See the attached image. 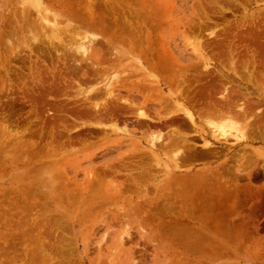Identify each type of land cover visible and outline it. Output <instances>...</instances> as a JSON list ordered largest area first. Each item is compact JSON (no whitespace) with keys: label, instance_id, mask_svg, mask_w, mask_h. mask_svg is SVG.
<instances>
[{"label":"rangeland","instance_id":"1","mask_svg":"<svg viewBox=\"0 0 264 264\" xmlns=\"http://www.w3.org/2000/svg\"><path fill=\"white\" fill-rule=\"evenodd\" d=\"M74 1H78L76 3L80 5L83 3L81 6L86 3L83 2L84 0ZM88 1L92 2L93 6L96 4L94 9L98 8L97 6L103 1L105 5L102 4L99 6V10L93 9L95 14L98 15L100 13L99 16H104V18L103 16L100 17L102 19L108 17L111 19L113 16L114 20L118 17V20L124 17H126V20L130 17L131 20V15H135L134 19L132 17V20H134V25L136 27L138 26L137 29L139 28V30H142L144 36L148 33L147 37L151 40L154 39L153 42L155 46L160 44L163 48H168L172 53L174 52L173 54L175 57H177L180 63L188 69V78H192L195 71H202L203 64L210 61L212 64H210L212 66V71H215L214 76H212L213 78L215 76L217 77L219 73L223 74L229 79V83H231L230 86H234L233 88L238 87V91L240 90L244 95H249L252 100H255L257 97V90L251 85L248 86L247 83L243 81L245 71H242L240 64H238L241 62L238 55H235V53L234 55L235 57L237 56V58L235 59V57H233V60H229L230 57L227 58L229 51L227 46H221L220 48L223 47V50L220 48L217 50L216 47L214 49L205 47V44L211 42V37L208 38V34L213 31L218 33V30H233L240 23L247 25L248 21L252 18H258V21H264V0H227L224 2L223 0ZM230 1L233 2L231 3ZM63 3L64 0H0V98L7 96L5 93L6 85L3 87V82L9 75H11L10 78H15V71H13L17 68H15V65L21 67L24 64L21 68L23 71L27 72L25 66L31 65L33 62L40 63V60L43 59L44 64L49 68H47L48 72L42 71L45 73L43 75L41 74V77L49 78L50 76H55L54 78H56L59 75L61 78L63 76L62 79H64L67 88V95L63 92V86L61 90L65 95L62 94L63 98L62 96L61 98L58 97L60 101L54 99L53 96H56L54 93L48 98L50 104H53L54 101L59 103L61 99H63V103H59L61 105V112H63L62 114H64L65 106H67L66 108H71L78 105L77 103L80 104V96L86 95L87 90L93 91L95 87H101L102 89L105 86H111L116 79L119 81L121 80V82L127 81V83H132L143 77L142 73H135L132 76H128V74H131V70L136 66L137 57L128 54L127 43L119 41L107 42L101 37L99 30L98 32L97 30H95L96 32H90V35L88 33L91 39L94 36L96 37V39H94L95 37L93 38V40L96 41H92L93 44L82 39L77 40V38L74 41L71 38L75 37H71L68 33H64V26H70L69 24L73 25V23L68 16L69 10L67 7L60 5ZM208 16L209 19H207ZM200 22H205L204 25L207 24V28H205L204 25L202 26L203 31L201 29V32L195 28L198 25L197 23ZM193 24L197 25L194 26ZM76 28H74L76 30H70L71 32H69L72 34L77 30L81 32L79 29H82L83 26ZM83 30L84 29H82V31ZM85 31L87 32L86 28L84 32ZM54 36L62 37L64 44L67 46L70 43V45H77L79 49L83 44L82 47H86L85 51L87 50L88 52H86L85 55L82 54V50L81 53L74 51L70 53L71 56L74 54L76 56H73V59L72 57L68 59L73 62L71 63L70 61L69 64L73 66L76 64V66H78L77 64L79 63V66H84L87 64V59H84L85 56L89 55L88 58L91 57L92 62L95 61V59L98 61L97 56H99L101 59L99 67L105 69L104 74L96 76L93 79L90 77L87 80V78L85 79L81 74H78V71H75V73L73 72L75 66L71 67V65L69 66L71 68L68 69V65L66 66V64L69 61L67 60L64 62L63 47L62 45L61 47L59 46V42H56L57 37L55 38ZM88 39L91 41L89 37ZM199 40L200 42H198ZM94 43L96 45H94ZM52 45L58 49L56 52L51 51L53 48ZM33 46L35 48L37 47L36 49L41 55H39L40 60H36V58H34L35 56L31 55L30 60L27 61L28 50ZM101 46L107 48L104 47V49L101 48ZM46 47H48V49L51 48V50H46ZM226 48H228V50ZM225 49L226 51H224ZM57 51H59V54ZM61 51L63 53H61ZM55 53L57 54L56 57ZM213 53L215 57L212 55ZM221 54L228 59H226L227 62H225V57H222ZM60 56H62L63 59H60ZM216 56L222 59H218ZM31 57L33 58L31 59ZM18 58L23 59L21 61L22 63ZM55 58L56 61L54 60ZM24 59L26 64L24 63ZM213 60L219 62L216 63ZM263 60L258 58V60L256 59L254 62L258 61V63L264 65V62H262ZM235 63L237 66L239 65L238 67L240 68L238 69L242 72L236 70L237 67ZM258 63H255L258 67H256L257 70L254 68L257 72L260 71L261 66H263L262 64L261 66L258 65ZM143 64L146 65L145 60H143ZM226 65H228V67H226ZM191 67L196 68V70ZM50 68L54 70H50ZM249 68L251 67L249 66ZM65 69L69 74L64 73V71H66ZM70 70H72V72H70ZM263 70L264 68L261 69L262 72ZM240 72L242 75L244 72V77ZM257 74L258 73H254L256 77ZM67 79L69 80L66 81ZM112 79L115 80L111 83L110 81ZM260 79L261 78H258L260 81L258 85L263 81ZM55 82L59 83L57 79ZM66 82H68V84ZM117 82H115L114 85H116ZM25 83L29 85L30 79L26 78ZM262 85L263 83L261 86ZM20 86L21 85H19V87ZM76 87L78 88L77 90ZM151 90V87H149V90L145 92L149 93ZM222 91L216 94V97H219ZM68 92H70L69 94L73 98H69ZM168 94L174 97V89L162 86L161 92L153 91L149 93V95L146 94L148 98L145 97L147 99L145 104L142 95L136 92H133V96L129 98H132L135 104H139V108H145L148 114L153 115L154 111L159 109L158 97L160 99ZM64 96L68 97H65V99ZM70 101L72 104L69 103ZM201 106H203V104ZM50 107L51 106L48 107L46 105L44 108L45 112L46 110L51 111L52 109L50 110ZM28 109V106L23 107L21 115H26L23 112ZM61 117H64V115H61L60 118ZM69 117L71 118L72 116L69 115ZM128 119L133 120V116H129ZM63 121L64 119L62 122ZM58 124L64 125V122L63 124ZM1 126L2 123L0 119V264H32L31 262H33V264H264V142L261 140L248 141L244 139L242 136L243 131L239 130L240 128H235L238 127L236 124L233 126L228 125L229 127L227 128L224 126V128H222L224 130L219 128V130H222V132H220V142L224 144L226 151L229 149V153H227L228 151L226 152L228 155H226V158H221L211 164L197 162L192 166L182 167V171L174 172L178 177L179 175L180 177L192 175L195 172L204 171V169H213L222 160H230L231 156H233L234 159H238L236 156L244 154L243 156L245 159L242 160V163H244L243 171L239 170L240 172L238 171L237 173L235 172L237 169H235L233 173L236 179L229 177L230 175L228 179L231 182L219 178L223 181L221 183L219 180L220 185L224 189H227L229 186L239 187V194H235L236 199H227L223 205H213L209 211L210 215H212L209 216L208 222L201 224V226H198V224L194 226L193 229H190L185 222H182L183 226H181L182 224L179 225L175 221L177 218L175 213H172L173 215L166 213L168 217L166 215L164 217L160 216H163V212H166L168 207L170 208L171 205H173L172 202L175 206L179 201L180 204L182 203L181 199H178V196H180L179 198H181V196L184 197L185 193L187 196L190 190L193 194L205 193L207 189L203 186L189 189L181 185L180 189L179 185L176 186L177 184H175V187H173L174 185H171L172 187L165 186L166 184H164V182H166V176H162L161 174V176L157 178L158 180L151 184L142 182L143 186L141 188L134 189L132 186L127 190L124 188L127 192H124L123 189L107 190L105 188H100L97 190L98 196L97 191L94 195L93 191H90V193H83L82 195L76 193L79 192L80 189L75 185V181L82 187L84 185L83 183L90 180V175L92 173L90 167H99L102 164L106 165L118 161L121 157L125 158V156H127L126 152H129L127 151L129 144L130 146L132 145L130 138L125 137L123 139L125 143H123V148L118 152L119 154L115 153V150L110 151L108 154L105 146L100 145L97 147L96 145L93 149L87 151L81 149L82 152L80 150L77 154L72 153L71 157H69V161H64V154L57 157L55 155L54 158L53 155H51L52 158L47 155L33 157L29 153L26 145H22L21 143L20 147L25 149L22 150L20 147L17 148L14 137L10 138V135L4 133V131V136H2ZM80 131H84V129L77 132ZM221 134L224 135L221 136ZM134 135L135 137H141V131L134 130ZM223 136L224 138H222ZM9 138L10 140H8ZM116 138H118V136H111V140ZM196 138L197 137L193 139L196 145L200 146L205 142H209L212 144V148L217 149L220 146L218 143L211 140L210 137H207L206 140ZM143 146H146L144 141ZM1 147H3V150ZM23 159L27 162H23ZM134 159L135 158H133V161H135V163H139V158L137 159L136 157V159ZM232 159L230 161L227 160L226 164L231 166L237 165L238 162H232ZM246 159L250 160L249 163L252 162V164H250L251 167L246 164ZM50 162H52V164L54 162V164L50 166L48 164ZM128 162L130 161H127V163ZM46 164L50 167L46 166L45 169L47 170L43 168ZM64 166L66 167L67 176L63 175ZM131 166H134V168L136 167L135 165ZM72 171L76 172V175H74ZM251 172L254 173L251 174ZM135 173L137 174L135 170L127 172L124 170L117 175L115 174L114 180H126L130 174L136 176L134 175ZM153 173L156 172L153 171ZM117 176L118 179L121 177L122 179L117 180ZM65 178L66 181H64ZM48 179L50 182L47 181ZM69 184L74 186L68 187ZM139 184H141V182ZM32 191L34 192L31 193ZM36 191H39V194L35 193ZM214 192L215 191H212V193ZM5 195L7 197H5ZM172 196L175 197L173 198ZM17 197H20L21 200ZM97 197L98 200L96 201L95 199ZM185 198L187 197H184V199ZM12 199H14L13 202ZM206 200L207 201H204L205 203L203 202L204 204H208V206L212 205L211 200ZM164 203L167 205H164ZM158 204H160V206ZM180 204H178L179 207L184 205ZM178 205L176 206L177 208ZM161 207L163 212L162 210L160 211ZM141 209L143 210L141 211ZM152 209L157 210L154 212ZM218 209L220 210L218 211ZM159 211L163 214L159 213ZM211 211L213 212L211 213ZM200 214L201 213L198 212L195 216L197 217V215L199 216ZM199 227H202L204 231H201ZM122 242H124V244H122ZM12 244L14 245L12 246ZM30 245H33V247ZM9 249L11 250L9 251ZM32 249L34 250L32 251ZM33 252L35 254L39 252V255H35V257L39 256L40 259H43L42 262H40L41 260L39 258L34 257ZM30 253L31 256H29ZM40 255L44 257L41 258ZM21 256L22 258H20ZM35 260L39 261L35 262Z\"/></svg>","mask_w":264,"mask_h":264},{"label":"bare ground","instance_id":"2","mask_svg":"<svg viewBox=\"0 0 264 264\" xmlns=\"http://www.w3.org/2000/svg\"><path fill=\"white\" fill-rule=\"evenodd\" d=\"M224 1H227V0H223V2ZM76 2L74 0H64V3L60 4L61 6L64 5L67 7V9L69 10L68 16L70 17V21L73 23V25L69 24L70 26H66V27L64 26L65 28L64 33H68L71 37H75V38L70 37L74 41L77 38V40L82 39L84 41H88L92 43V41H95L93 40L95 36L93 35L94 37L91 39V37L89 36L90 32H94L95 30H97L98 32L99 30L101 37H103V39L107 42L108 41H119V42L127 43L126 46H128V51H127L128 54L137 57L136 66L134 67L133 70H131L132 72L131 74H128V76L129 75L132 76L135 73H142L143 77L141 79H137V81L136 80L133 81L132 83H127V81L121 82V80L119 81L116 79L117 81H119L117 82L115 79H112L110 81L111 83L113 80L117 82L116 85H114L115 82L114 84L112 83V85L114 86L109 85V86L103 87L102 89L101 87L100 88L95 87L93 91L87 90L86 95L80 96L81 97V99H79L80 104L75 102L78 105H75L74 107H71V108H66L67 106H65L64 114H62L63 112H61L62 110H61L60 104L63 103L62 102L63 99H61L62 103L59 102L60 104L55 101L53 104H50L48 102V98L51 97V94L54 93L56 94V96L55 95L53 96L54 99L56 101H60L59 98H61L62 94L67 93L66 92L67 88L65 86L64 79H62L63 76L60 75L62 76L61 78L59 77V75L56 78H54L55 76H50L49 78L41 77V74L43 75L46 71L48 72L47 68L49 67H47V65L44 64V61H43L44 59L40 60L41 55L36 49L37 47L35 48L33 46L32 48H29L28 58L26 60L27 61L30 60V56L34 55L35 56L34 58H36V60H40V63L33 62L31 64L32 66L31 65L25 66V70H27V72L23 71V69L21 68L24 66V64L21 67L15 65V68L17 67L16 69L13 70L15 71L14 72L15 78L14 79L10 78L11 75H9L5 78L3 82V87L6 85L5 86L6 92L5 91L4 92L7 94V96H4V98H0L1 99L0 100V113H1L0 119L2 123V126H1L2 134L1 135L4 136V133H6L10 135V138L14 137L17 148L20 147L21 143L22 145L23 144L26 145V147H28L29 153L33 157H37L41 155L42 156L47 155L51 157V155H53V158H54L55 155L57 157V156H62L64 154V161L65 160L69 161V157H71L72 153L77 154L78 151L80 152L81 149L87 151V150L93 149V147H95L96 145L97 147L100 145L105 146L106 150L108 151V154L112 150H115V153H118L123 148V143H125L123 139L125 137H128L131 139L132 145L130 146L129 144V148L127 150L129 152H126L127 156H125V158L121 157L118 159V161H114L106 165L102 164L99 167H94V166L90 167L92 169V173L90 175L91 179L83 183L84 185L82 187L75 181V185H77L78 188L80 189L79 192H76V193L79 195L80 194L82 195L83 193H86V192L90 193V191H93L94 192L93 195H94L95 192L100 188H105L107 190H110V189H117V190L123 189L124 190L125 188V190H127L129 189V187L132 186L134 189H138L139 187L141 188L143 186L142 182L151 184L157 181L158 180L157 178L161 176L162 174V176L164 175L166 176V182H164V184H166L165 186L174 185L173 187H175V184H177L176 186L181 185L187 189L198 188L199 186H203L207 189V191L201 194L199 193L193 194L191 190H190L191 192L190 194V192L187 191L189 192V194H187L186 196V193H185L184 195V197H187V198L184 199V197L182 196L181 198H179L180 196H178V199H181V202H182L181 204H180V201L176 198L179 201L178 204L180 205L184 204L181 206L182 208L179 207L178 204H176V206L178 205V208H177L175 204L172 202L173 205H171L170 208L167 206L168 210H166V212L165 211L163 212V209H162L163 206H162L160 211L162 210L164 215L160 217H164L165 215L167 216L166 213H169L171 215H173L172 213H175L177 215V218L175 221L179 225L182 224V222L183 223L185 222L186 224H188L190 229H193V227L197 226L198 224H199L198 226H201V224L208 222L210 218L209 216L212 215V214L210 215L209 211H210V208L213 207V205L215 206L223 205V203L227 199H236L235 194L237 193L239 194V190H240L239 187L236 188L233 186L232 187L229 186L227 187V189H224L220 185V182L222 183L223 179L224 181H227V180L229 181L228 179L229 177L236 179L235 178L236 176L233 175V173L235 169H237V171H235L237 173L239 170L241 171L243 169L244 163H242V160L245 159V157L243 156L244 154H241L240 156L239 155L236 156L237 154L234 155L238 157V159H234L233 156L230 157V160L233 157L232 162L233 161L238 162L237 165L236 164L232 166L229 164L227 165L226 162L227 160H229L227 159L226 161L222 160L221 162H219L218 165H216V167L213 169L205 170L203 168L204 171L195 172L192 175H186V176L184 175L183 177H180L179 175L178 177L174 174V172L180 171L182 167L184 166H192L197 162H200L203 164H211L212 162H216V160H220L221 158H226V155H227L226 152L229 149H227L226 151L224 144L220 142L221 141L220 132L224 130L222 129L224 128V126L227 128L229 127L228 125L233 126L236 124L238 127H235V126L234 127L238 129L240 128L239 130L243 131L242 136L244 137V139L248 141L249 140L250 141L261 140L264 142V87H263L264 86V70L263 72L261 71V69L264 68L263 67L264 65L261 63L263 65L261 66V64L258 63V61L254 62V60L256 59L258 60V58H260L261 60L264 59V21H258V18H252L248 21L247 25L240 23L233 30L231 29L230 30L226 29L222 31L218 30L219 32L216 31L218 33H215L213 31L208 34V38L211 37V40H210L211 42L208 44L207 43L205 44V47H210L212 49L216 47L217 50L221 46H227L229 48L228 57H227V58L230 57L229 60H233V57H235V55H238V58L241 62L238 63L239 62L238 61L237 63L240 64V67L242 68L241 70L245 71V75L243 72V75L245 77L242 75L241 73L242 71L238 69L240 68L238 67L239 65L237 66V64L235 63L237 67L236 70H240L241 75L244 77L243 81L247 83L248 86L251 85L258 92L257 93L258 95L255 98V100H252V98H250L249 95H244L243 92H240V90L238 91L237 89L238 87L233 88L234 86L233 87L230 86L231 83H229L230 82L229 79L226 78L223 74H220L218 72L219 75L216 74L217 77L215 76L213 78L212 76H214L215 71L214 72L212 71V66H211L212 64L210 63V61L203 64L202 71H199V70L195 71L196 70V68H194L195 66L191 67L192 69H195L194 70L195 73L192 76V78H188V75H189V74L187 75L188 69L180 63L177 57H175V55L173 54L174 52L172 53L168 48L167 49H165V47L163 48L162 46H160V44H157L155 46L153 42L154 39L151 40L150 38L147 37L148 33L144 36L143 31L139 30V28L137 29L138 26L136 27L134 25V20H132V17L134 19L135 15L133 14L131 15V20H130V17L128 18V20H126V17H124L125 19L123 18L121 20H118L119 19L118 17V18H115L114 20L113 16L111 19H109V17L108 18L105 17L106 19H102L100 17H102L103 15L99 16L100 13L98 15L95 14L94 10L98 9L99 6H101L102 4L105 5L103 1L101 4L97 6L98 8H95V9L94 7H96V4L95 6H93L92 2L88 0L83 1V2H86L85 5L83 6H81L83 3L80 5L79 3H76ZM207 19H209V16L207 17ZM205 22L197 23L198 25L196 24L197 27L195 28H197L198 30H200L199 32H201L202 26L205 24ZM79 26H83L82 29L84 30L86 28L87 32L86 31L84 32V30L82 31V29L80 28L79 30L83 33L79 32L78 30L74 34L70 33L71 32L70 30H76L77 29L76 27H79ZM204 26L205 28H207V24ZM59 37L60 36L56 38L57 40L56 42H59L58 43L59 46L61 47L62 45L63 47L64 62L67 61L70 57H72L73 59V56L74 57L76 56L75 54L72 56L70 55V53H73V51L81 53V50H82L83 55H85L86 52H88L87 50L85 51L86 47L85 48L82 47L84 44L80 47V49L77 47V45H70V43L67 46L66 44H64V40H62V37L60 38ZM88 37L91 39V41L88 39ZM94 39H96V37ZM198 42H200V40ZM97 44H98V41H97ZM94 45L96 44L94 43ZM104 47L105 46H101V48H104ZM53 48L51 50V48L48 49V47H46V50H51L52 52H56V50H58L54 46ZM228 48L226 49L228 50ZM226 49L224 51H226ZM57 52L59 54V51ZM61 53L63 52L61 51ZM56 55L57 54L55 53V57ZM212 55H214L215 57L214 53ZM221 55L222 57L224 56L223 54ZM88 56H85L84 58V59H87L86 60L87 62L85 61L87 64H85L84 66L83 65L79 66V63L77 64L78 66H76L75 64L74 65L75 68L73 72L75 73V71H78L79 72L78 74H81V76L84 77L85 79L87 78V80L90 77L93 79L96 76H101L102 74H104L105 69L102 67H99V62H101L100 57L97 56L98 61L95 59V61L92 62L91 57L88 58ZM60 57H61L60 59H63L62 56ZM22 58H18V60L21 62L23 60ZM32 58L33 57H31V59ZM216 58L218 57L216 56ZM227 58L225 57V62H227L226 61ZM236 58L237 56L235 57V59ZM218 59H222V58H218ZM54 60L56 61V58ZM143 60L146 61V65L143 64ZM215 60L213 61L216 63L219 62ZM68 61L69 62L66 64V66L68 65L67 68L69 69L71 67H74L72 64H69L70 61L71 63H73L72 60H68ZM256 62L258 63V65L261 66V69L258 72L256 71L257 70L256 69L257 65L255 64ZM262 62H264V60ZM24 63H25V59H24ZM249 66L251 68H249ZM226 67H228V65H226ZM50 70H54V69L50 68ZM42 71H45V72L43 73ZM70 72H72V70H70ZM64 73L69 74L67 70L64 71ZM254 73L255 74L258 73L257 77L256 75H254ZM26 78L30 79L29 85L25 83ZM258 78H261L260 80H263L262 86H261L262 83L261 84L259 83L260 85H258V82H260ZM56 79L57 81H59V83L57 82L59 86L55 82ZM68 80L69 79H67L66 81ZM66 83L68 84V82ZM19 85L21 86L19 87ZM162 86H165L171 89L173 88L175 91V96L173 97L172 95L168 94V95H164L160 99L158 97L157 100L159 103V109L155 110L153 115L148 114L146 112L147 109L145 110V108H143L144 109L143 110L139 108L138 106L139 104L138 105L135 104L133 102V99L129 98L133 96V92H136L137 94L142 95L146 90H149V87H151L152 92L153 91L161 92ZM61 88H63L64 93H62ZM77 89L78 88L76 87V90ZM151 91L149 93H152ZM221 91L222 93L220 94V96L216 97V94H219ZM69 93L70 92H68V96L69 98H71L72 96H70ZM149 93L145 92L144 93L145 95L144 94H143L144 96L142 95V97L144 98V104L147 102L146 98H148L147 95H149ZM68 96H64V98L65 97L67 98ZM69 103H71V101ZM202 104L203 106H201ZM46 105L48 107L51 106L50 110L51 109L52 110L51 111L46 110L45 112L44 108ZM26 106H28L29 109L27 111L23 110L24 111L23 113L26 115L22 116L21 111L23 107H26ZM46 109H49V108H46ZM42 111L45 113H43ZM61 115H64V117L60 118ZM69 115L72 117L70 118ZM129 116H133V120H129L128 119ZM62 118L64 119L63 121L64 125L58 124V123L63 124ZM219 128H221L222 130H219ZM81 129L82 130L84 129V131L77 132ZM134 130L141 131V137H135ZM112 135L114 136L116 135L118 136V138L111 140ZM222 135L224 134H221V136ZM193 137L194 138L197 137L196 139L199 138L202 140H206L207 137H210L211 140L215 141L220 146L217 149L212 148V144H210L209 142H205L199 146L194 143L195 140L193 141L194 139ZM10 138L8 140H10ZM222 138H224V136ZM143 141L146 143V146H143ZM3 147H1L2 150H3ZM20 148L22 149V147ZM227 153H229V151ZM136 157L137 159L139 158V163L137 162L135 163V161H133V158L136 159ZM246 160H245L246 164L248 165L252 164V162L249 163L250 161L249 159H246ZM24 161L25 160L23 159V162ZM127 161H130V162L127 163ZM50 163H48L50 166L54 164V162L53 164L52 162ZM48 164H46L45 166L43 165L44 166L43 168L45 169V167L48 166ZM131 165H135L136 167L134 168V166L132 167ZM124 170L126 172L135 170L137 174L136 173L134 174L136 176H132L133 174L132 175L130 174L127 179L125 178L126 180H123L122 177L118 179V176H117L116 177L117 180H120V179L122 180L120 181L114 180L115 179L114 175L115 174L117 175ZM153 171H155L156 173H153ZM72 172L74 173V175H76V172L74 171ZM252 173L254 172H251V174ZM63 175L67 176V171H66L65 166H64ZM219 178L222 180H220ZM230 180H233V179H230ZM47 181L50 182L49 179ZM64 181H66V178L64 179ZM140 182L141 184H139ZM70 186L73 187L74 185L69 184L68 187ZM181 186H180V189H181ZM125 190L124 192H127ZM34 191H32L31 193H33ZM212 191H215L216 193L214 192L215 193L214 194L212 193ZM38 192L39 191H36L35 193L39 194ZM97 196H98V191H97ZM5 197L7 196L5 195ZM17 198H20V197H17ZM206 199L211 200L212 205L208 206V204H204L205 203L204 201H207ZM13 200L14 199H12V202ZM95 200L97 201L98 197ZM165 203L164 205H167ZM158 205L160 206V204ZM142 210L143 209H141V211ZM155 210L157 209H154L153 211L155 212ZM219 210L220 209H218V211ZM160 211L159 213H162ZM198 212L201 214L199 216L197 215L196 217L195 215ZM212 212L213 211H211V213ZM181 226H183V224ZM199 229L201 231H204L202 227H199ZM122 244H124V242H122ZM13 245L14 244H12V246ZM30 246L33 247V245H30ZM10 250L11 249H9V251ZM33 250L34 249H32V251ZM38 253L39 252H37L36 254L34 253L33 254L34 257L35 255H39ZM29 256H31V253ZM43 257L44 256H41V258ZM20 258H22V256ZM37 258L40 259L39 256ZM40 260H41L40 262H42L43 259H40ZM36 261H39V260H35V262ZM31 263L33 264V262Z\"/></svg>","mask_w":264,"mask_h":264}]
</instances>
